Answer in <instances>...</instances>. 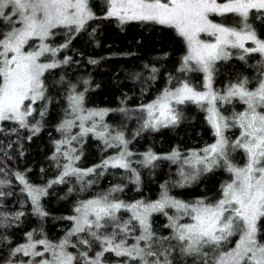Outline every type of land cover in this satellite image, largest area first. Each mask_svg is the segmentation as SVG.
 Listing matches in <instances>:
<instances>
[{"label":"snow or ice","instance_id":"1","mask_svg":"<svg viewBox=\"0 0 264 264\" xmlns=\"http://www.w3.org/2000/svg\"><path fill=\"white\" fill-rule=\"evenodd\" d=\"M104 6L103 19H114L121 25L150 23L173 30L186 49L178 71L203 74L200 88L181 76L151 102L139 105L135 111L141 113L138 119L142 123L136 135L178 124L179 106L195 104L207 113L214 142L184 156L178 149L163 156L149 150L136 163L146 167L161 159L177 163L180 180L176 183L180 187L216 168L227 172L229 179L221 185L216 199L203 197L192 202L169 196L166 185H162L164 191L158 200L126 203L114 197V193L123 191L116 185L75 207L76 214L66 217L73 227L64 239L53 243L47 238L36 239L29 232L26 243L10 249L5 264H264V39L249 23L250 16L264 18V0H104ZM214 17L236 20L227 24ZM97 18L90 0H0V123L11 122L32 134L40 131L39 121L29 118L38 111L35 106L41 101L45 103L40 104L38 114L41 118L46 115L45 73L69 62L70 57L62 61L54 57L68 47L73 33ZM57 29H66L68 36L59 47L48 43ZM231 49L239 50L241 60L258 55V74L254 83L243 77L217 92L213 88L215 65L231 59ZM45 56L50 62L41 60ZM69 88V107L57 128L65 139L55 147V153L63 155L68 163L57 164L62 172L53 183H63L69 176L83 183L84 176L95 172V168L73 166L79 159L75 149L62 152L64 145L89 133L107 147L121 149L96 167L123 169L134 178L133 183H138L139 173L129 159L133 155L128 150L129 141L122 131L112 135L102 123L109 110L85 109L83 94L76 92L74 85ZM237 104L240 110L223 107ZM118 111L129 110L122 107ZM73 127L80 132L68 135ZM229 132L234 139L226 135ZM234 153H240L242 163L234 161ZM14 175L21 192L30 198L34 213L46 216L40 205L45 190L31 185L20 172ZM5 185L11 187V181L0 180V187ZM10 195V191H0V198ZM121 213L129 214L127 219ZM157 214L166 217L167 234L153 227ZM23 215L22 211L0 215L4 221L0 228L11 227ZM72 237H76L75 242ZM2 239L6 241L7 237ZM69 248L76 251L69 252ZM19 256L29 259H17Z\"/></svg>","mask_w":264,"mask_h":264},{"label":"trees","instance_id":"2","mask_svg":"<svg viewBox=\"0 0 264 264\" xmlns=\"http://www.w3.org/2000/svg\"><path fill=\"white\" fill-rule=\"evenodd\" d=\"M91 5L98 18L90 20L84 30L72 34L66 52L61 55V58L70 57L69 62L45 74L50 106L40 132L35 135L18 128L17 131L6 128L0 131V170L6 172L15 184L12 188L0 187V191L12 193L0 198V215L24 213L11 227L0 228L1 264L6 262L12 247L27 242L29 232L36 239L47 238L53 243L64 239L72 224L66 217L74 215L75 207L83 200L100 196L116 185L122 186L123 192H118L115 197L132 203L156 199L164 190L162 185H166L169 195L176 197L177 193L188 202L204 196L217 198L223 184L221 173L213 172L201 176L197 179L199 182L190 188L178 190L177 186L172 185L180 180L174 163L162 159L140 172L138 183H133L134 178H129L130 173H123L120 168L96 167L102 163L104 151L97 143L98 139L90 136L82 140L81 148L78 144L74 148L79 156L75 165L81 170L95 168V172L84 176L83 183L76 176L66 177L63 183H53L62 172L57 164H66L61 155L55 153V147L63 135L57 128L69 106V85H74L76 92L85 96L87 106L108 109L112 115L122 107L130 109L150 102L165 87L175 84V78L183 76L185 79L186 73H180L178 69L186 49L173 30L140 22L121 25L114 19H103L104 0H91ZM215 18L217 22L227 24L236 20L235 17ZM249 23L264 39V18L253 19L250 16ZM67 39L66 35L63 42ZM258 61L260 59L255 54L242 62L231 59L220 66L216 82L221 85L225 81L235 83L243 77L253 78L258 74L255 67ZM170 77L173 79L170 80ZM217 83L216 86H219ZM196 107L191 105L187 108L188 112H185L178 126L143 132L136 142L131 143V147L137 146L140 150L149 147L154 153L165 154L171 149L184 152L207 144L212 138L211 128L203 109ZM121 125L115 122L119 131L124 130L125 126ZM135 128L137 125L128 128L127 134L130 135V130ZM72 145L74 147L75 142ZM54 155L55 160L52 159ZM16 172L24 174L31 185L47 189L46 195L40 197V205L46 216L40 217L34 213L31 200L21 193L22 186L15 180ZM166 222L163 215L153 217V227L161 234H167L168 230L164 228ZM4 236L7 237L6 241L2 239ZM70 250L74 252V249Z\"/></svg>","mask_w":264,"mask_h":264},{"label":"rangeland","instance_id":"3","mask_svg":"<svg viewBox=\"0 0 264 264\" xmlns=\"http://www.w3.org/2000/svg\"><path fill=\"white\" fill-rule=\"evenodd\" d=\"M90 2H91V0H90ZM92 9H93V11H94V8L92 7ZM95 13V12H94ZM105 15V14H104ZM214 19L216 20V18L214 17ZM235 21V20H234ZM119 23V22H118ZM56 35H55V37L53 38V39H51L50 41H48V43H50L52 46H55V47H59V46H61V45H63V39L65 38V36L67 35V30L66 29H57L56 30ZM73 34H76V33H73ZM203 39H211V38H209V37H202ZM246 46H250V45H246ZM66 50H67V48H61L60 49V51H58V53H57V55L54 57V59L55 60H57V61H62L63 59H64V56L61 58V55H63L65 52H66ZM230 51H232L234 54H233V56H232V58L231 59H235V60H237V61H240V62H242V61H244V60H241V59H239V55H240V52H239V50H235V49H231ZM185 55V54H184ZM259 57V56H258ZM231 59H227V60H221V61H218L217 63H216V65H215V71H214V76H213V88L217 91V92H223L224 91V89L229 85V83H232L233 81H225L224 83H222L221 85H220V83L218 82H216V75H217V73H218V71H219V69H220V66L222 65V64H224V63H227L228 61H230ZM259 59L261 60V58L259 57ZM41 60L43 61V62H50V60H49V58L47 57V56H45V57H42L41 58ZM64 64H61V66H63ZM60 66V67H61ZM255 67H256V70H258V64L256 63V65H255ZM57 68H59V67H57ZM54 69H56V68H54ZM54 69H51V70H54ZM51 70H49V71H51ZM48 71V72H49ZM47 73V72H46ZM45 73V74H46ZM255 77H256V75H255ZM255 77H253V78H255ZM253 78H249L250 80H252V82L254 83L255 82V79H253ZM185 79L186 80H188L190 83H192L193 85H195L197 88H200L201 87V85H202V82H203V74L202 73H198V72H193V73H186L185 74ZM216 83L217 84H219V86H216ZM251 86V85H250ZM84 96V95H83ZM46 97H47V110H48V108H49V106H50V100H49V98H48V96L46 95ZM84 99H85V96H84ZM155 99V98H154ZM152 101V100H151ZM150 101V102H151ZM45 102L44 101H41V102H38V104L35 106V107H37V109H38V111L36 112V113H34V115H33V117H30L29 118V120L30 121H39V124H40V130H41V127H42V124H43V121H44V119H45V117H46V115L43 117V118H41L40 117V115L38 114V112H39V107H40V104H44ZM147 103H149V102H147ZM146 103V104H147ZM197 106V105H195V104H186V105H181V106H179V108H178V110L181 112V118H180V121H179V123L181 122V120L183 119V115L185 114V112H188V110H187V108L189 107V106ZM83 106H84V108L85 109H87V110H104V109H102V108H98V107H93V106H87L86 104H85V100H84V102H83ZM69 107V106H68ZM224 108H228V109H232L233 107H235V110H240V108H241V106L240 105H235V106H233V105H224L223 106ZM138 107H133V108H130V109H128L129 111L127 112V113H122V112H117V113H113L112 115H111V112H110V110L107 112V114L104 116V118H103V121H102V123L103 124H105V125H107L108 127H109V130H110V132L112 133V135H114L115 134V132L116 131H119V129H118V126H119V124H121L122 123V125L121 126H125L124 127V130H121L123 133H124V136H125V139L126 140H128L129 141V143H128V150H129V148H130V146H131V143H133V142H136V140H137V138H139L138 136L141 134V133H145V132H154V131H152V130H144V131H141L140 133H139V135H136V133H137V130L138 129H140V125H141V123H142V121L141 120H139L138 119V117L141 115V113H139L138 111H135L136 109H137ZM197 108V107H196ZM108 110V109H107ZM203 112H204V115H205V119H206V116H207V113L203 110ZM46 114H47V111H46ZM110 115H111V117H110ZM65 119V118H64ZM63 119V120H64ZM63 120H61V122L63 121ZM97 120H98V118H97ZM61 122H60V124H61ZM99 122V121H98ZM115 122H116V125L118 124V126L116 127L115 126ZM206 122H207V119H206ZM90 123H91V121H89V122H87V124H86V126L87 125H90ZM178 123V124H179ZM59 124V125H60ZM178 124H176V125H173V126H170V127H175V126H178ZM208 124V123H207ZM137 125V128H135V129H132V130H130V135H128L127 134V130H128V128H131V127H134V126H136ZM209 125V124H208ZM210 126V125H209ZM170 127H168V128H170ZM9 129V130H13L14 128L16 129V128H18V126L17 125H14V124H12L11 122H3V123H0V131L2 130V129ZM211 128V127H210ZM22 131H27V132H29V133H32L31 131H29V130H26V129H21ZM40 132V131H39ZM38 132V133H39ZM80 132V129L78 128V127H73L72 129H71V131H70V133H68V135H77L78 133ZM38 133H36V134H38ZM211 133H212V129H211ZM7 134H10V133H7ZM35 134V135H36ZM62 134V133H61ZM226 135H229L230 137H232L233 139L235 138L233 135H232V133L231 132H229V133H226ZM88 136H90V137H95V138H97L95 135H93V134H91V133H89V134H87V135H85V136H83V137H78V139L77 140H73L72 141V143L73 142H75V145H74V147H73V145H72V143L70 144V145H64L63 146V148H62V152L63 151H66L67 149H69V148H72V149H76V146H77V144L79 145V148H81L82 147V140L83 139H85V138H87ZM61 140H63V139H65V135L63 134V135H61ZM98 139V138H97ZM109 139H110V137H109ZM214 140H215V137L213 136V139H212V141L210 142V143H207V144H205V145H203L202 147H200L199 149H194V150H200V149H202V148H204L206 145H209V144H211V143H213L214 142ZM98 141L99 142H97L99 145H101L102 147H101V150L102 151H104V159H109V158H111V157H113V156H116V155H118L119 154V151L121 150V149H119V148H117V147H107L106 145H105V143H104V141L103 140H101V139H98ZM101 142V143H100ZM142 147V146H141ZM136 150H137V152L140 150V147H137V146H135L134 147ZM192 150H189V151H187V154L186 155H188V154H190V152H191ZM139 153V152H138ZM137 153V154H138ZM76 155V154H75ZM185 154H183L182 156H184ZM78 156V155H77ZM61 157H62V159L64 160V162L65 163H68V161L64 158V156L63 155H61ZM103 159V160H104ZM130 160H131V157L129 158ZM233 159H234V161L236 162V163H242V159H241V155H240V153H234L233 154ZM79 160V159H78ZM139 159H135V161H134V164H132L133 166H136V165H138V163H136V161H138ZM76 162V161H75ZM75 162H74V164H73V166L74 167H76V165H75ZM111 168V167H110ZM112 169H118V168H112ZM123 170V169H122ZM213 172H220L221 174H220V177H221V180L223 181V183L226 181V180H228L229 179V174L227 173V172H225V171H223V169H221V168H216V169H214L213 171H210V173H213ZM205 173V172H204ZM204 173H202L201 175H203ZM201 175H199V176H201ZM199 176L197 177V178H199ZM179 177V176H178ZM180 178V177H179ZM196 178V179H197ZM194 180V181H192L190 184H188L187 186H185V187H180V186H178V184L177 183H172V185H174V186H177L178 188V190H180V189H183V188H190L191 186H193V185H195V184H197L199 181H197V180ZM0 180H5V181H11L10 180V178H9V176H8V174L6 173V172H4V171H0ZM199 180V179H198ZM6 187H9V186H7V185H5ZM15 186V184L11 181V188L12 187H14ZM41 188V187H40ZM44 190H45V192H44V194L46 195V193H47V189L46 188H43ZM110 190H108V191H106L105 193H107V192H109ZM164 190H162V191H160V193H159V195H158V197H157V199H154V200H150V201H156V200H158L159 198H160V196H161V193L163 192ZM4 192V191H3ZM120 192H123V191H120ZM5 193H7L6 191H5ZM22 193V192H21ZM105 193H103V194H105ZM25 195L27 196V194L25 193ZM102 195V194H101ZM115 195H118V192H116V193H114V197H115ZM169 195V194H168ZM24 196V195H23ZM42 196V195H41ZM169 196H171V197H173V198H176V199H179V200H182V201H185V199L183 198V197H181V195H179V194H175V196L176 197H174L172 194H170ZM204 197H207V196H204ZM27 198H29L28 196H27ZM92 198H94V197H92ZM115 198H117V197H115ZM209 200H214V199H216V197H211V196H208L207 197ZM30 199V198H29ZM89 199H91V198H89ZM88 200V199H87ZM83 201H86V200H83ZM145 201V200H144ZM136 202V201H135ZM145 202H148V201H145ZM81 203V202H80ZM79 203V204H80ZM32 204V203H31ZM33 206V205H32ZM79 206V205H78ZM76 213H74V215H75ZM128 215L129 214H127V213H125V215H124V217H125V219H127V217H128ZM2 223V222H1ZM4 223V222H3ZM73 227V222H72V224H71V227L69 228V230L71 229ZM68 230V231H69ZM67 231V232H68ZM67 234V233H66ZM66 236V235H65ZM65 238V237H64ZM39 239V238H38ZM72 240H73V242H75V240H76V237H72ZM132 241L130 240L129 241V243H131ZM19 245H21V244H19ZM19 245H17V246H19ZM96 249L94 248L93 249V252L95 251ZM68 251L69 252H72L71 250H70V248L68 249ZM76 250L74 249V252H75ZM110 255V254H109ZM9 256V255H8ZM7 256V257H8ZM17 259H23V260H27V259H29L28 257H22V256H19V257H17ZM37 259H40L39 257H37ZM111 259H116L115 257H111ZM6 261V260H5ZM1 264V263H0ZM2 264H5V262H3Z\"/></svg>","mask_w":264,"mask_h":264},{"label":"flooded vegetation","instance_id":"4","mask_svg":"<svg viewBox=\"0 0 264 264\" xmlns=\"http://www.w3.org/2000/svg\"><path fill=\"white\" fill-rule=\"evenodd\" d=\"M212 139H213V134H212V138H211V140L208 142V143H210L211 141H212ZM149 147H146V148H144L143 150H139L138 152H137V150L135 149V148H132L131 146H130V148H129V151H131L132 153H133V155L131 156V161L133 162L132 164H134V161H135V159H139V160H141L142 158H143V155L142 154H144V153H147L149 150H151V149H148ZM200 148V147H199ZM199 148H194V149H199ZM194 149H190V150H194ZM173 149H171V151H172ZM171 151L170 152H168V153H165V154H158V155H161V156H163V155H166V154H169V153H171ZM187 151H189V150H186V151H184V152H181V154L183 155V154H187ZM138 153V154H137ZM154 153V152H153ZM155 154H157V153H155ZM162 160H166V159H162ZM168 161V163H173V162H171V161H169V160H167ZM155 162H157V161H155ZM155 162H153V164L155 163ZM132 167L134 168V169H136V171L139 173V179L141 178V175H140V172H144V171H146V169H148L149 168V166H143V165H141V164H138V165H136V166H133L132 165ZM178 169H179V165L177 164V163H174V170H175V172H176V174L177 175H179L178 174ZM123 173H128V172H125V170H123L122 171ZM208 173H210V172H205L203 175L205 176L206 174H208ZM203 175H201V176H203ZM201 176H199V178L201 177ZM199 178H197V179H199ZM196 179V180H197ZM168 193H169V191H167ZM157 199V198H156Z\"/></svg>","mask_w":264,"mask_h":264}]
</instances>
